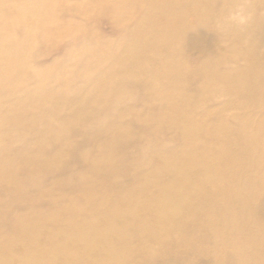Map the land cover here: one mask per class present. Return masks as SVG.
I'll list each match as a JSON object with an SVG mask.
<instances>
[{
	"label": "bare ground",
	"instance_id": "6f19581e",
	"mask_svg": "<svg viewBox=\"0 0 264 264\" xmlns=\"http://www.w3.org/2000/svg\"><path fill=\"white\" fill-rule=\"evenodd\" d=\"M263 4L0 0V264H264ZM68 5L110 11L116 39L75 36ZM64 30L78 52L32 65Z\"/></svg>",
	"mask_w": 264,
	"mask_h": 264
},
{
	"label": "rangeland",
	"instance_id": "374dc122",
	"mask_svg": "<svg viewBox=\"0 0 264 264\" xmlns=\"http://www.w3.org/2000/svg\"><path fill=\"white\" fill-rule=\"evenodd\" d=\"M177 2V0H176ZM64 5H67L65 2H60ZM69 6V16L73 18V20H71L69 22V24H71V31L75 32V36H80L81 38L84 37L85 35H87V38L90 39L93 44L95 45V48L102 50L103 45H102V39H116V27L113 25V23L111 22V15H110V11L107 8H103V9H107L109 12L105 11L106 13H100L98 15H96L95 17H93V21L88 19L85 16H81V15H77L75 13V11H77V9L75 7H71ZM260 6V5H259ZM100 6H94V10L95 12L99 13L98 11L100 10ZM261 10L259 9L257 11L258 13V17H255V23L252 27L251 30V38H252V45H255L256 48L259 49V51H261V53H264V4L261 6ZM199 13H201L202 18H207L209 17L208 14H206L204 11H200L198 9ZM232 17L235 18L237 21L239 22H243L244 21V15L242 14V9L241 7H237L235 10L232 11ZM29 21V19H28ZM70 31V33H71ZM207 31V32H205ZM69 33V34H70ZM198 33L200 34H207V41L214 39L216 37V35L219 33L217 27L216 28H212V29H208L207 26H201L198 29ZM59 34V40L58 39H54L56 41L53 40H49V41H53L51 43H48L49 41H46L45 43L43 42L42 46H40L39 50L36 52L34 59L32 60V65L34 66H38V67H44V66H50L51 64H53L56 61H60V60H67L66 58V52L68 50L69 47H74V45H76V41L79 42L80 40L83 41L80 37L79 40L78 38L74 37V39H72L69 34H68V30L67 31H60L59 33H53L51 36L55 37ZM17 37V36H16ZM19 38V37H18ZM75 38L77 40H75ZM79 48H75V51L78 52ZM191 62L193 65H196L199 62V57L201 55L200 49L194 48L192 50H190L188 52ZM78 54H74L73 53V60L76 61L78 59ZM246 61V60H245ZM245 61H241L240 63H244V65L246 64ZM28 72H31V70H27ZM68 71V68L66 66H61L60 70H59V74L55 76V79H53V81L56 83L57 80L59 79L60 76H62L64 73H66ZM166 77L165 78H172L174 75V72H166ZM137 104H141V100L137 99L136 100ZM215 103V102H214ZM52 106V105H50ZM219 107H214V109L217 111ZM222 117L226 118L227 121L231 120L233 118V114L231 112H229L228 114H224ZM70 118H65V122H69ZM41 126V125H39ZM124 169L126 170L125 172H128L130 170V166H124ZM80 177V170H78L77 168H73V170L70 173V177L65 178L63 181L64 183H66L68 185V192L67 194H75L76 191L78 190V178ZM120 184L123 186H134L135 189H141L143 185H145V181H135L132 179H128L125 178L124 180H120ZM124 188V187H122ZM260 201H263L262 199H260ZM259 201V202H260ZM263 202H260L258 207H259V212L260 214L263 215L264 212H261V207H263ZM14 225V221H11L9 223V226H13ZM161 240V238H156L155 242L158 243ZM21 242H24V239H21ZM143 257L140 256V258L138 259V263L135 264H141V259ZM146 258V257H145ZM144 258V259H145ZM195 263L194 264H207L208 263V259L206 257H204L203 255H197L194 257ZM173 264H181L180 260L178 259L177 261H175V263Z\"/></svg>",
	"mask_w": 264,
	"mask_h": 264
}]
</instances>
